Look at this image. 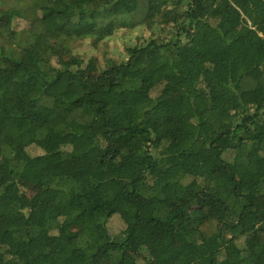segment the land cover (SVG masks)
I'll use <instances>...</instances> for the list:
<instances>
[{"label": "trees", "instance_id": "trees-1", "mask_svg": "<svg viewBox=\"0 0 264 264\" xmlns=\"http://www.w3.org/2000/svg\"><path fill=\"white\" fill-rule=\"evenodd\" d=\"M0 11V264H264V0Z\"/></svg>", "mask_w": 264, "mask_h": 264}, {"label": "rangeland", "instance_id": "rangeland-1", "mask_svg": "<svg viewBox=\"0 0 264 264\" xmlns=\"http://www.w3.org/2000/svg\"><path fill=\"white\" fill-rule=\"evenodd\" d=\"M6 21H7L6 13L0 11V24H4L6 23ZM148 35H150V33L145 26H137L132 29L121 30L117 33L116 37L113 40H111V42H109L108 49L112 51L116 50V52L120 51L123 54V48L125 46L134 44L137 41L138 37L145 38L148 37ZM101 46L104 48L105 44L101 43Z\"/></svg>", "mask_w": 264, "mask_h": 264}]
</instances>
